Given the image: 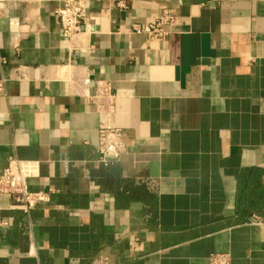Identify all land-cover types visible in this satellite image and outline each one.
I'll return each instance as SVG.
<instances>
[{
    "label": "crops",
    "instance_id": "0c3cea01",
    "mask_svg": "<svg viewBox=\"0 0 264 264\" xmlns=\"http://www.w3.org/2000/svg\"><path fill=\"white\" fill-rule=\"evenodd\" d=\"M59 6L0 0V172L37 161L50 194L31 220L1 199L0 264H264V0H86L72 41ZM166 11V38L132 32ZM102 125L127 136L119 161Z\"/></svg>",
    "mask_w": 264,
    "mask_h": 264
},
{
    "label": "built area",
    "instance_id": "2783aa9c",
    "mask_svg": "<svg viewBox=\"0 0 264 264\" xmlns=\"http://www.w3.org/2000/svg\"><path fill=\"white\" fill-rule=\"evenodd\" d=\"M85 4L86 0H60V6L55 15L63 36L69 41L90 29V23L84 12ZM176 22L177 16L166 11L153 21L133 24L131 30L148 38L164 39L172 32ZM4 81L0 80L1 96L6 95ZM87 99L96 104L102 114H112L115 111L116 95L110 84H98L96 91ZM127 147L128 139L122 128L110 125L100 126L97 141L100 161L106 164L119 161L126 153ZM37 176V161L12 159L0 172V210L4 209L1 199L7 197L10 200L9 210L21 212L31 220L32 213L37 207L45 206L50 202L49 192L31 187V179ZM251 222L264 226V217L253 216ZM30 254L32 255L33 252ZM98 264H106V260L101 258ZM209 264H231L230 254L215 253L209 257Z\"/></svg>",
    "mask_w": 264,
    "mask_h": 264
}]
</instances>
